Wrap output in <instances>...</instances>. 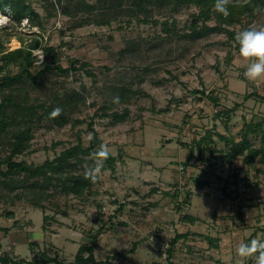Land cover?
<instances>
[{"label":"rangeland","instance_id":"obj_1","mask_svg":"<svg viewBox=\"0 0 264 264\" xmlns=\"http://www.w3.org/2000/svg\"><path fill=\"white\" fill-rule=\"evenodd\" d=\"M113 3L28 0L43 22L41 28L37 19L32 23L29 17L16 24L9 9L0 11V41L7 51L15 50L13 37L26 49L39 41V47L32 49L40 60L38 65L47 47L59 51L65 68L72 61L77 66L87 64L77 73L54 72L35 82L23 80L20 86L30 91L36 104L53 106L57 100H70L74 109L59 105L69 116L63 128L47 119L36 124L31 151L19 160L40 165L77 145L79 135L89 146L93 138L90 124L102 146L117 159L113 171L100 168L98 173L93 163L86 162L89 175L96 177L92 192L83 199L58 196L44 203V209L33 207L26 196L11 204L14 194L0 185V194L9 196L6 203L0 200V228L9 230L0 231V256L32 261L38 252L46 251L73 262L79 247L89 241L88 234L101 227L98 205H103L107 222L123 204V211L111 219L113 225L107 222L100 235L95 250L98 261L256 264V254L241 257L237 249L252 239L264 240L260 230L264 227V165L257 162L249 167L241 157L230 160L226 154L231 143L216 136L214 144L204 141L198 146V142L207 131L237 142L245 123L252 120L263 122L264 129V80L253 81L244 75L250 61L232 48L226 33L214 32L197 41L185 36L197 12L195 6L153 10V20L160 24H146L130 16L126 4L119 8ZM166 20L170 21L169 34L161 25ZM243 24L237 26L238 33L264 26V8L251 23L246 19ZM3 54L0 67L4 66ZM8 69L12 75L18 73L14 66ZM123 88L134 95L120 100L118 93ZM77 92L84 99L73 104ZM126 110L125 120L115 122L112 114ZM219 111L230 113L217 117ZM250 137L256 146L263 144L261 134ZM206 148L215 149L218 156L211 172V154ZM200 149L205 160L199 156ZM101 161L100 167L104 165ZM236 174L237 185L232 183ZM219 178L230 179V197L224 196L225 184ZM195 180H208L209 185L199 188ZM186 215L196 218L195 224L183 221ZM46 216L53 219L45 221ZM177 234L188 237L176 243L168 262L166 250ZM208 238L219 240L218 247ZM134 244L137 247L132 250ZM117 253L122 256L116 257Z\"/></svg>","mask_w":264,"mask_h":264},{"label":"trees","instance_id":"obj_2","mask_svg":"<svg viewBox=\"0 0 264 264\" xmlns=\"http://www.w3.org/2000/svg\"><path fill=\"white\" fill-rule=\"evenodd\" d=\"M27 1L28 0H0V11L6 13V9H9L12 20L16 24H21L24 19L29 17L32 23L37 19L39 22L36 23H41V28L43 22L40 20V16L34 12L29 4H27ZM112 2H114L113 5L118 3L117 7L119 8L124 7L126 4L129 15L137 19L138 22L146 24L154 21L153 10H160L165 7L175 8L180 5H193L196 7L197 12L193 14L194 19L187 26L189 32H185V36L193 41H197L214 32H224L229 37L231 46L234 45L232 48L237 50V52H239V46L235 39L238 34L237 26H245L243 23L246 19L248 23H251L257 12L264 8V0H227L226 6L229 8L230 14L225 17L217 12L215 8L216 0H112ZM85 7L91 8L87 5ZM211 21H215L216 25H209ZM159 22V20H155L153 23L160 24ZM169 24V20L161 23L164 27V32L167 34L171 33ZM172 25L175 26V22ZM172 30H174V34L177 33L175 29ZM38 47L39 41H35V43L29 46L30 49H26L22 46L18 49L7 51L3 48L0 41V52H4L1 57V60L4 61V66L0 67V72L2 74L0 77V152H2L0 155V180L3 179L2 182L0 181V185L4 186L3 189L6 191L9 190L10 193L14 194L10 199L9 196L6 197V195L3 196L0 194V200L4 199V203H6L9 199L12 204L20 200L23 196H26V200L30 202L33 207L44 209V203L51 202L52 199L58 196L83 199L92 192V187L95 182L89 175V171L86 170V162L93 163L95 166L94 168H96L97 162L104 159V165L100 168L103 170L109 168L113 171L117 159L111 156L102 146L97 131L93 129V124H90L89 128L93 132V138L89 146L84 145L79 135L77 145L63 150L54 159H48L40 165L30 164L25 160H19L20 156L29 154L31 151V143L35 137L33 128L36 124H40V122L47 119L56 127L63 128L69 123V116L66 108L70 111L74 109L70 100H57L58 103L53 106H49L46 103L36 104L30 97V91L20 86L23 85V80L35 82L37 80H42L45 75L54 72L69 75V73L82 71L87 65L83 64L77 66V62L72 61L69 68H65L62 64L59 51L53 47L44 48V56L41 60L42 63L38 65L37 62L40 60L32 52V49ZM10 66H14L18 69L16 75L11 74L10 69H8ZM88 74H90V72H88ZM122 90L121 94L118 93L120 100L134 95L131 90L124 88ZM251 95L257 96V94ZM252 96H248L247 98H251ZM76 97L78 98L73 104H79L82 99H84L78 92ZM262 100H264V96ZM59 105L65 106V110ZM56 108L61 109V111L58 115H53V110ZM40 110L44 111L43 114H40ZM226 112L219 111L216 116L221 117L222 115H228V113H230L229 111ZM124 113L114 112L112 114L114 121L117 123L123 122L126 118L127 110ZM262 124L263 122H254L253 120L249 123L246 122L241 132V138L237 142L233 139H228L222 134L218 133L214 135L212 131H207L206 136L201 138L200 142H198V146L204 141L208 144H214L213 137L216 136L221 140L228 141L229 144L231 143L230 151L226 154L230 160L233 161L241 157L244 160L243 162L249 167H254L257 162L264 165V129L262 128ZM259 134L262 135L263 140V144L260 147L256 146L250 137L258 136ZM101 151H106L107 155L101 156ZM206 151H210L211 154V157L208 159L209 171L211 172L218 163V156L216 155L215 149L206 148ZM198 153L199 156L205 160L203 149H200ZM191 157H193V153H191ZM211 174L212 173L209 174V177ZM233 178L232 183L237 185V174L233 176ZM219 180L223 181L225 184L222 190L224 196L230 197L231 193L228 192V186L231 182L230 179L223 180L219 178ZM195 184L199 188H204L209 185V182L208 180H195ZM177 193L174 192L173 196L177 195ZM186 202L189 204L191 200L188 198ZM56 207L59 208V205L56 204ZM124 207L123 204H120L119 209L116 210L114 215L108 217L107 222L110 223V225H113L111 219L123 211ZM245 207L246 206L241 205V208ZM98 208L99 213L97 221L101 223V227L97 232L92 230L88 234L89 241L79 247L73 262H66L65 260H61L57 255L51 256L48 252L44 251L38 252L40 253L39 257L32 261L26 259L17 260L16 258H11L9 255H2L0 256V264H115L112 258H108L106 261H98L95 256V250L98 248L100 242V235L102 231L107 228V222L103 219V205L99 204ZM243 216L244 214L241 212L240 217L243 218ZM44 219L48 221L53 218L46 216ZM182 220L191 224H195L196 222V218L188 215L184 216ZM110 228L114 229L113 226ZM260 230L264 233V227ZM0 231L8 232L9 230L0 228ZM187 237L188 234H177L175 238L170 241L169 247L166 250L168 253V262H170L173 257V248L176 243L182 238ZM208 240L212 245L216 244V247H218L219 240L213 238H208ZM136 247L137 244H134L132 250H135ZM1 248L2 246L0 243V250ZM120 256H122L121 253L116 254V257ZM153 264L160 263L155 262Z\"/></svg>","mask_w":264,"mask_h":264},{"label":"clouds","instance_id":"obj_3","mask_svg":"<svg viewBox=\"0 0 264 264\" xmlns=\"http://www.w3.org/2000/svg\"><path fill=\"white\" fill-rule=\"evenodd\" d=\"M227 0H216L215 8L217 12L227 17L230 12L226 6ZM239 46V53L242 57L248 58L249 63L244 75L249 80H264V26L249 27L240 31L236 37ZM61 109L53 110V115H58ZM101 156H106V151L100 152ZM102 161L97 162L95 171L98 173ZM95 179V176H92ZM241 257L255 255L256 264H264V240L252 239L250 242L241 243L237 249Z\"/></svg>","mask_w":264,"mask_h":264},{"label":"bare ground","instance_id":"obj_4","mask_svg":"<svg viewBox=\"0 0 264 264\" xmlns=\"http://www.w3.org/2000/svg\"><path fill=\"white\" fill-rule=\"evenodd\" d=\"M11 47H12V49L20 48V43L14 37H13L12 42H11Z\"/></svg>","mask_w":264,"mask_h":264}]
</instances>
